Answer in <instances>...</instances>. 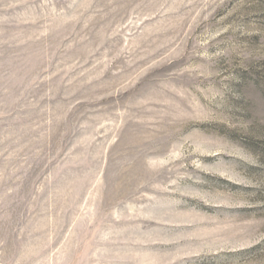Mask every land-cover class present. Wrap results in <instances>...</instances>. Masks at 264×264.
<instances>
[{
    "label": "rangeland",
    "instance_id": "rangeland-1",
    "mask_svg": "<svg viewBox=\"0 0 264 264\" xmlns=\"http://www.w3.org/2000/svg\"><path fill=\"white\" fill-rule=\"evenodd\" d=\"M0 264H264V0H0Z\"/></svg>",
    "mask_w": 264,
    "mask_h": 264
}]
</instances>
